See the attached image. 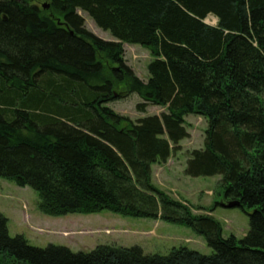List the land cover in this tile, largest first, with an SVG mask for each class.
Listing matches in <instances>:
<instances>
[{
    "label": "trees",
    "instance_id": "16d2710c",
    "mask_svg": "<svg viewBox=\"0 0 264 264\" xmlns=\"http://www.w3.org/2000/svg\"><path fill=\"white\" fill-rule=\"evenodd\" d=\"M79 11L114 40L88 31ZM124 45L151 51L146 82ZM122 83L142 98L139 112H164L136 122L114 112ZM190 115L208 128L185 173L223 178L224 202L251 211L243 240L152 183V166L189 137ZM0 179L35 190L45 215L161 219L214 251L42 249L12 238L0 213V264H264V0H0Z\"/></svg>",
    "mask_w": 264,
    "mask_h": 264
},
{
    "label": "rangeland",
    "instance_id": "374dc122",
    "mask_svg": "<svg viewBox=\"0 0 264 264\" xmlns=\"http://www.w3.org/2000/svg\"><path fill=\"white\" fill-rule=\"evenodd\" d=\"M79 14L84 17L88 31L105 41L114 40L109 32L99 29L87 14L81 11ZM205 23L215 26L217 20L209 16ZM124 50L127 66L137 78L146 82L149 77L148 65L153 60L151 51L138 45H124ZM128 88V84L119 85L115 91L116 100L107 107L134 122L147 116H160L164 112V108L158 106H149L146 112H139L137 107L143 100L137 93H130ZM186 121L189 137L180 143V152L173 154L166 164L152 166V183L173 199L190 205L194 213L213 216L221 223L225 239L233 235L243 240L249 232L251 211L222 206L223 178H191L185 173L190 154L204 149L208 128L207 121L199 116L190 115ZM39 201V194L31 187H20L14 182L0 179V213L8 219L12 238L24 236L34 247L45 249L50 245L62 246L73 253H89L99 246H138L145 255L162 256L180 247L205 256H211L214 252L205 237L179 224L161 219L122 216L110 211L49 216L39 210ZM212 208L214 211H210Z\"/></svg>",
    "mask_w": 264,
    "mask_h": 264
},
{
    "label": "water",
    "instance_id": "95a60500",
    "mask_svg": "<svg viewBox=\"0 0 264 264\" xmlns=\"http://www.w3.org/2000/svg\"><path fill=\"white\" fill-rule=\"evenodd\" d=\"M43 8L44 9H49L50 5L44 4ZM239 205H240V203L237 202V201H228V202H224L222 204V206L225 207V208H236V207H239Z\"/></svg>",
    "mask_w": 264,
    "mask_h": 264
},
{
    "label": "clouds",
    "instance_id": "9594fccd",
    "mask_svg": "<svg viewBox=\"0 0 264 264\" xmlns=\"http://www.w3.org/2000/svg\"><path fill=\"white\" fill-rule=\"evenodd\" d=\"M212 26V25H211Z\"/></svg>",
    "mask_w": 264,
    "mask_h": 264
}]
</instances>
